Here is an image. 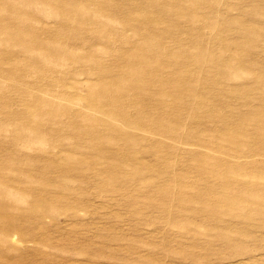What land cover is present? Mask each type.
Masks as SVG:
<instances>
[{"label":"rangeland","instance_id":"1","mask_svg":"<svg viewBox=\"0 0 264 264\" xmlns=\"http://www.w3.org/2000/svg\"><path fill=\"white\" fill-rule=\"evenodd\" d=\"M0 264H264V0H0Z\"/></svg>","mask_w":264,"mask_h":264}]
</instances>
